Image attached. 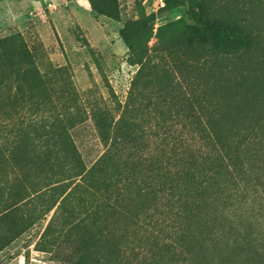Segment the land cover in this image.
I'll list each match as a JSON object with an SVG mask.
<instances>
[{"label": "trees", "instance_id": "trees-1", "mask_svg": "<svg viewBox=\"0 0 264 264\" xmlns=\"http://www.w3.org/2000/svg\"><path fill=\"white\" fill-rule=\"evenodd\" d=\"M87 2L120 22L117 0ZM184 22L167 42L158 33L162 55L130 38L137 24L120 31L138 71L118 117L90 111L105 148L91 167L73 117L13 129L0 146V175L5 152L21 173L0 216L11 241L52 214L61 264H264V0H201ZM0 48V62L18 57L7 69L33 63L20 37Z\"/></svg>", "mask_w": 264, "mask_h": 264}, {"label": "rangeland", "instance_id": "rangeland-1", "mask_svg": "<svg viewBox=\"0 0 264 264\" xmlns=\"http://www.w3.org/2000/svg\"><path fill=\"white\" fill-rule=\"evenodd\" d=\"M200 1L185 0L182 5L177 0H164L166 7L160 9L156 0H117L120 22L116 23L96 15L81 0H0V42L20 37L33 62L15 70L7 69L18 61L15 54L0 62V146L17 138L13 129L18 130L22 122L35 120L49 125L56 117H73L79 125L69 135L86 167H91L105 148L90 111L106 107L118 117L117 109L127 102L138 71L128 63V48L120 31L127 24H137L129 32L130 38L139 47L146 44L150 54L162 55L158 33L163 42L185 34L184 15ZM33 93L56 109L34 113L28 107L37 99L30 100ZM4 156L0 187L5 197L0 202V216L15 204L6 201L7 193L21 178L18 168L9 163L7 152ZM51 219L52 214L44 217L12 241L7 228L0 229V247H4L0 264H61L49 250L57 246L64 229Z\"/></svg>", "mask_w": 264, "mask_h": 264}, {"label": "built area", "instance_id": "built-area-1", "mask_svg": "<svg viewBox=\"0 0 264 264\" xmlns=\"http://www.w3.org/2000/svg\"><path fill=\"white\" fill-rule=\"evenodd\" d=\"M157 4L159 5L160 9H165L166 5L164 0H156Z\"/></svg>", "mask_w": 264, "mask_h": 264}, {"label": "crops", "instance_id": "crops-1", "mask_svg": "<svg viewBox=\"0 0 264 264\" xmlns=\"http://www.w3.org/2000/svg\"><path fill=\"white\" fill-rule=\"evenodd\" d=\"M73 1L76 2V1H78V0H73ZM81 1L85 3L86 8H88V7L90 8V6H89L87 0H81Z\"/></svg>", "mask_w": 264, "mask_h": 264}]
</instances>
